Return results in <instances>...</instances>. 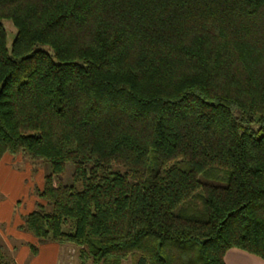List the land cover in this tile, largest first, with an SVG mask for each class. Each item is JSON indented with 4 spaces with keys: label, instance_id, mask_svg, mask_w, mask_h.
Returning <instances> with one entry per match:
<instances>
[{
    "label": "trees",
    "instance_id": "trees-1",
    "mask_svg": "<svg viewBox=\"0 0 264 264\" xmlns=\"http://www.w3.org/2000/svg\"><path fill=\"white\" fill-rule=\"evenodd\" d=\"M4 154L48 166L20 228L83 264L264 259V0H0Z\"/></svg>",
    "mask_w": 264,
    "mask_h": 264
},
{
    "label": "crops",
    "instance_id": "crops-1",
    "mask_svg": "<svg viewBox=\"0 0 264 264\" xmlns=\"http://www.w3.org/2000/svg\"><path fill=\"white\" fill-rule=\"evenodd\" d=\"M17 160L9 154H4L0 160V244L15 264H62L61 245L52 242L39 244L33 235L20 228L23 217L32 210L28 205L25 210L17 208L19 198L30 189L28 177L15 167ZM30 245L37 246L36 254L30 253ZM224 263L264 264V259L231 248L224 255Z\"/></svg>",
    "mask_w": 264,
    "mask_h": 264
},
{
    "label": "rangeland",
    "instance_id": "rangeland-1",
    "mask_svg": "<svg viewBox=\"0 0 264 264\" xmlns=\"http://www.w3.org/2000/svg\"><path fill=\"white\" fill-rule=\"evenodd\" d=\"M5 33H6V44L7 48L10 49L11 43L15 38L16 30L13 24L8 20L2 21ZM44 50H47V47H43ZM18 158L17 164L15 167L20 171L23 172L25 177H28L30 189L29 191L24 193L23 197L19 198V203H17V208L26 209L27 205L30 206V210H34L36 208V202H41L37 194L34 192L35 188L39 190L42 189L44 184V176L48 172V166L44 164L42 161L31 160L26 156L23 157L21 155L15 156ZM71 173H72V165L69 163L66 165V173L64 177H61L62 180L66 183L71 182ZM57 179L56 177L54 178ZM39 180L42 182L39 183ZM42 183V184H41ZM194 205L198 208H202V201L201 199L196 198ZM30 212V211H29ZM1 245V244H0ZM4 247V246H3ZM5 248V247H4ZM6 250V248H5ZM79 247L63 244L61 245V255H63L62 264H83L79 257ZM9 254V252L6 250ZM137 256L131 255L121 261V264H135ZM85 264H94L91 260H87Z\"/></svg>",
    "mask_w": 264,
    "mask_h": 264
}]
</instances>
